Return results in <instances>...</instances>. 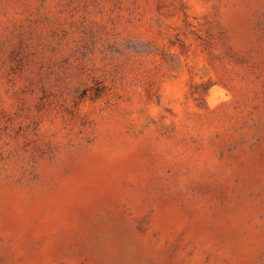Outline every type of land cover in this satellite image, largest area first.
Returning <instances> with one entry per match:
<instances>
[{
    "label": "rangeland",
    "instance_id": "374dc122",
    "mask_svg": "<svg viewBox=\"0 0 264 264\" xmlns=\"http://www.w3.org/2000/svg\"><path fill=\"white\" fill-rule=\"evenodd\" d=\"M0 264H264V0H0Z\"/></svg>",
    "mask_w": 264,
    "mask_h": 264
}]
</instances>
